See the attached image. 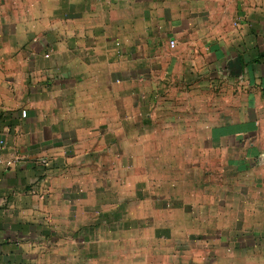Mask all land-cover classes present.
Wrapping results in <instances>:
<instances>
[{"label":"crops","instance_id":"crops-1","mask_svg":"<svg viewBox=\"0 0 264 264\" xmlns=\"http://www.w3.org/2000/svg\"><path fill=\"white\" fill-rule=\"evenodd\" d=\"M174 227L264 258V0H0V264H170Z\"/></svg>","mask_w":264,"mask_h":264},{"label":"rangeland","instance_id":"rangeland-1","mask_svg":"<svg viewBox=\"0 0 264 264\" xmlns=\"http://www.w3.org/2000/svg\"><path fill=\"white\" fill-rule=\"evenodd\" d=\"M205 150H207V149H205ZM209 154H210L209 151H205L204 153H202V155H204V156H208ZM218 154H219L218 157H223V156L226 155L225 152H224V150H223V148H221L218 151ZM202 165L204 167V171H208V169H210V166L208 164L206 165V163H205V165H204V163H203ZM150 166H151V164H150ZM252 167H254V165ZM149 170L150 171H154L155 170L154 169V164H153V167L149 168ZM149 170H148V172H149ZM171 170H173V169H171ZM222 172L224 173V170H222ZM138 175H139V173H138ZM122 176L125 177L124 174H122ZM217 177H219V174L218 173H217ZM204 178H206V177H204ZM123 179L124 178L121 179L122 185H124V184L127 183V180H125V179L123 180ZM203 181H204L203 183L209 182L208 180L207 181L203 180ZM153 182L155 183V180ZM218 182L221 183L222 180H220V181L218 180ZM218 182H216V183H218ZM137 185L138 186L135 187V188L139 189L140 187L144 186L145 183H143V181L141 182V181L138 180V184ZM155 185H154V187H155ZM167 203L170 204L171 202H166L165 205ZM177 210L179 211L178 212V215H180L179 208ZM201 213H204V212L202 211ZM178 215L174 211V213H172V215H171V218L174 220L173 222L175 224H179V228H180V220H179L180 219V216H178ZM177 220H178L179 223L177 222ZM249 231L250 230H248V233H250ZM168 234H170L169 235V240H168L169 241V249H173V250L176 251V253H177V251L179 253V257H177V259H175V256H174V261H172L170 264H180V230H178L176 227L170 228L168 230ZM213 234H214L213 232L212 233L211 232H207L205 235H201L200 234V235L194 236L193 238H190L189 237L188 240L189 239L195 240V242H193V243L192 242H190V243L189 242H184L183 243V245L185 246L184 247L185 253H187L188 251L191 252L190 251V248L193 246L192 248L194 249V255H200L201 260H199V264H212L213 261H212L211 258L213 257L214 252L219 253V250L218 249L220 248V246L217 245V247H215V248H218V249L213 250V249H215L214 248V245H212V243L210 242L212 239H209V237H208L209 235H213ZM249 236H250V234H249ZM176 239H178V240H176ZM255 245H256V247L259 246V247L262 248V249H258L257 248L258 251H260V250H263L264 251V243H256ZM231 246H233L236 249V253H238V255H236L235 257H233V259L229 261V264H247V263L248 264H264V258L263 259H260V260H257V259H248L247 260V259H244L241 255H239V253L241 251L240 249L241 248H244L245 246H241L239 244H237V245H231ZM187 260L190 261V259H187ZM191 261L189 263H187L185 261L184 263L185 264H193ZM216 262H219V259H217Z\"/></svg>","mask_w":264,"mask_h":264},{"label":"built area","instance_id":"built-area-1","mask_svg":"<svg viewBox=\"0 0 264 264\" xmlns=\"http://www.w3.org/2000/svg\"><path fill=\"white\" fill-rule=\"evenodd\" d=\"M176 42L174 40H170L169 41V47L170 48H173L175 46ZM22 115H25V113L23 112ZM13 163V161H8L7 162V165H11ZM40 163L43 165V166H46L48 164V161L46 159H42L40 161Z\"/></svg>","mask_w":264,"mask_h":264}]
</instances>
